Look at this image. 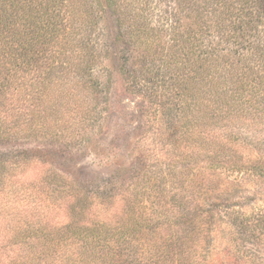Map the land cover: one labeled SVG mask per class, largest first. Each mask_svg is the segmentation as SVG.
I'll return each instance as SVG.
<instances>
[{
  "label": "trees",
  "instance_id": "1",
  "mask_svg": "<svg viewBox=\"0 0 264 264\" xmlns=\"http://www.w3.org/2000/svg\"><path fill=\"white\" fill-rule=\"evenodd\" d=\"M114 72L142 100L124 182L19 148L84 144ZM225 170L264 177V0H0V264H218Z\"/></svg>",
  "mask_w": 264,
  "mask_h": 264
},
{
  "label": "rangeland",
  "instance_id": "2",
  "mask_svg": "<svg viewBox=\"0 0 264 264\" xmlns=\"http://www.w3.org/2000/svg\"><path fill=\"white\" fill-rule=\"evenodd\" d=\"M144 76L148 80L146 86L160 88V73ZM100 80L105 81L106 86L98 104L101 112L97 115L99 120L87 129L84 144L65 146L57 141L42 140L40 144L29 142L19 146L27 150L41 147L43 155L50 157L58 169L95 190L124 182L126 168L132 162L136 164L135 169L141 164L136 161L134 147L141 136V96L125 89L127 86L120 73H104ZM145 91L146 87L144 94ZM167 110L166 123L175 120ZM85 142L93 149H88ZM251 152L261 156L254 149ZM125 165L128 166L125 168ZM51 168L49 164L33 160L25 176L29 179L36 173H50ZM221 181L229 184H222L217 192L221 199L217 218L219 234L215 239L221 258L218 264H227V255L232 264H264V177L225 170L221 171Z\"/></svg>",
  "mask_w": 264,
  "mask_h": 264
}]
</instances>
